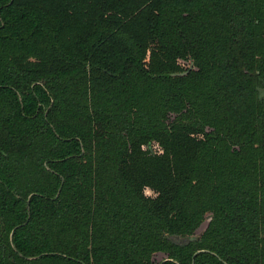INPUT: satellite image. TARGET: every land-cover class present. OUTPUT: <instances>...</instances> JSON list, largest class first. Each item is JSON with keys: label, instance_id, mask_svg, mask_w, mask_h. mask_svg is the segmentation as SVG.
Instances as JSON below:
<instances>
[{"label": "trees", "instance_id": "1", "mask_svg": "<svg viewBox=\"0 0 264 264\" xmlns=\"http://www.w3.org/2000/svg\"><path fill=\"white\" fill-rule=\"evenodd\" d=\"M193 261L264 264V0H0V264Z\"/></svg>", "mask_w": 264, "mask_h": 264}, {"label": "water", "instance_id": "2", "mask_svg": "<svg viewBox=\"0 0 264 264\" xmlns=\"http://www.w3.org/2000/svg\"><path fill=\"white\" fill-rule=\"evenodd\" d=\"M190 68H192V65H191ZM187 72H188V71H185V72H183V73H179V74H186ZM200 234H201V233H198L197 235H190V236H185V237L175 236V237H174V240H175L176 242H178V243L186 244V243H189V242L192 241V240L198 239L199 236H200ZM192 264H194V261H193Z\"/></svg>", "mask_w": 264, "mask_h": 264}, {"label": "rangeland", "instance_id": "3", "mask_svg": "<svg viewBox=\"0 0 264 264\" xmlns=\"http://www.w3.org/2000/svg\"><path fill=\"white\" fill-rule=\"evenodd\" d=\"M146 192L148 193V192H149V189H147V191H146ZM204 227H205V225H203V226H202V227L199 229V231H198V232H199V233H200V232H202V230L204 229Z\"/></svg>", "mask_w": 264, "mask_h": 264}]
</instances>
